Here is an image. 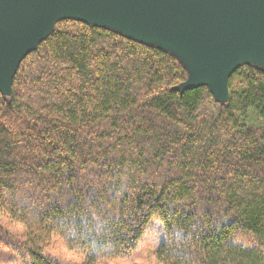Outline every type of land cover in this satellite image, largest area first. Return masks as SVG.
<instances>
[{"label": "trees", "instance_id": "trees-1", "mask_svg": "<svg viewBox=\"0 0 264 264\" xmlns=\"http://www.w3.org/2000/svg\"><path fill=\"white\" fill-rule=\"evenodd\" d=\"M186 79L157 47L56 24L0 94L10 263L108 264L150 236L160 264H264V71L237 69L226 105Z\"/></svg>", "mask_w": 264, "mask_h": 264}, {"label": "water", "instance_id": "water-1", "mask_svg": "<svg viewBox=\"0 0 264 264\" xmlns=\"http://www.w3.org/2000/svg\"><path fill=\"white\" fill-rule=\"evenodd\" d=\"M62 20L103 27L172 55L187 72L173 88L207 87L229 101L242 66L264 71V0H0V94L8 98L22 61Z\"/></svg>", "mask_w": 264, "mask_h": 264}, {"label": "rangeland", "instance_id": "rangeland-1", "mask_svg": "<svg viewBox=\"0 0 264 264\" xmlns=\"http://www.w3.org/2000/svg\"><path fill=\"white\" fill-rule=\"evenodd\" d=\"M236 122L240 127H259L262 125L261 121L257 119L250 111L247 113L245 118L236 116ZM2 224L4 225V222H2ZM4 232L5 227L2 228L0 226V264H13L9 261L12 257L11 252L4 247L5 243L7 242ZM151 243V237L145 236L141 244L128 258L117 260L108 264H160L157 262L154 256V249L152 248ZM55 246L56 248L53 251L54 254H59L64 258H81L78 254L73 252H66L60 244H56Z\"/></svg>", "mask_w": 264, "mask_h": 264}]
</instances>
